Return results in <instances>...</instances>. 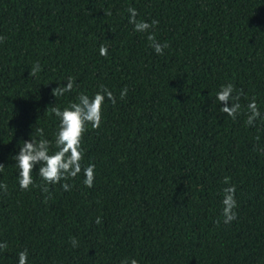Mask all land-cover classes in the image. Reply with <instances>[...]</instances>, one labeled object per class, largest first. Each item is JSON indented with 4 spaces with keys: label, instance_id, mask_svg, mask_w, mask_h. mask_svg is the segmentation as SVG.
<instances>
[{
    "label": "trees",
    "instance_id": "16d2710c",
    "mask_svg": "<svg viewBox=\"0 0 264 264\" xmlns=\"http://www.w3.org/2000/svg\"><path fill=\"white\" fill-rule=\"evenodd\" d=\"M129 7L159 21L163 55ZM0 36V264L25 249L28 264H264V118L246 123L253 97L264 117V0H0ZM69 76L74 90L54 97ZM227 83L243 93L235 120L216 100ZM101 85L116 103L106 98L100 128L83 136L93 187L81 172L45 192L37 165L38 186L21 190L23 140L43 128L56 151L51 109ZM230 185L237 218L226 224Z\"/></svg>",
    "mask_w": 264,
    "mask_h": 264
},
{
    "label": "clouds",
    "instance_id": "9594fccd",
    "mask_svg": "<svg viewBox=\"0 0 264 264\" xmlns=\"http://www.w3.org/2000/svg\"><path fill=\"white\" fill-rule=\"evenodd\" d=\"M129 15V23L134 26V31L145 33L149 41V46L152 47L156 54L163 55L164 49L168 47L167 43L161 44L152 31V29L159 23L157 20L147 22L138 20L137 10L129 7L127 9ZM105 15H111L108 11ZM4 41V37L0 36V43ZM101 56L108 55L106 46H101L99 49ZM42 66L36 62L29 70V75L35 76L41 71ZM76 87L75 78L67 77L66 83L58 84L52 89L54 97H62L65 93L71 92ZM128 89L125 86L120 92V99H124L127 95ZM242 90H236L232 83L221 85L216 94V100L222 105L221 111L236 119L240 113L241 105L239 103ZM116 103V97L113 92L105 86H100V91H97L94 96H89L86 93H79L76 100L69 102L68 106L61 109L60 107H53L51 109L54 116L58 119V130L55 133L54 145L56 151H51L52 142L44 136V129L37 128L35 135L30 133V139L23 140L22 146L18 153L13 156L16 166L18 168V183L23 191H28L35 185L32 172L34 168L39 165L38 172L43 182V191H48V185H55L61 181L76 178L81 172L84 174V185L86 187H93L95 181V165L89 164L87 167H82L84 153L82 149L83 136L88 131L90 125L92 129H99L103 120V106L105 99ZM231 102V106H229ZM247 125L254 126L255 121L261 117V113L255 98L247 104ZM39 139H36V137ZM5 165L0 163V172H3ZM224 183L229 184V179L225 177ZM62 188L65 191H70L72 185L65 182L62 183ZM7 184L0 183V190L7 192ZM236 188L230 185L223 189V209L222 216L224 223H231L237 218L235 209L237 208V200L235 198ZM97 224L101 223V218L97 217ZM219 222V221H218ZM72 246L78 247L76 238H70ZM8 248L6 242H0V251ZM18 264H28V251L22 250L18 254ZM121 264H128L127 260L121 261ZM131 264H138L137 260L132 259Z\"/></svg>",
    "mask_w": 264,
    "mask_h": 264
}]
</instances>
